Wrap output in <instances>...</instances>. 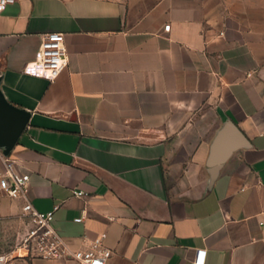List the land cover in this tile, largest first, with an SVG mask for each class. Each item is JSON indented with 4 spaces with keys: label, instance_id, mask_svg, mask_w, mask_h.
Wrapping results in <instances>:
<instances>
[{
    "label": "crops",
    "instance_id": "obj_1",
    "mask_svg": "<svg viewBox=\"0 0 264 264\" xmlns=\"http://www.w3.org/2000/svg\"><path fill=\"white\" fill-rule=\"evenodd\" d=\"M228 2L0 10V151L30 175L37 210L59 206L53 226L73 248L107 233V264H198L201 251L199 264H264L263 36ZM48 32L68 56L54 81L25 72ZM23 203L0 191L10 235Z\"/></svg>",
    "mask_w": 264,
    "mask_h": 264
},
{
    "label": "built area",
    "instance_id": "obj_2",
    "mask_svg": "<svg viewBox=\"0 0 264 264\" xmlns=\"http://www.w3.org/2000/svg\"><path fill=\"white\" fill-rule=\"evenodd\" d=\"M17 0H0V10ZM170 25L165 27L169 30ZM68 65L65 37L61 32L43 34L35 58L25 68L27 74L54 81ZM4 169L0 170V191L5 195L24 201L22 219L26 224L25 232L18 237V243L10 252H0V264H28L35 259L72 260L79 264H107L112 251L104 241L107 233L98 235L83 246L73 248L65 237L53 226L55 211L41 212L32 204L28 193L30 175L20 172L16 160L0 151ZM82 195V192H75ZM80 220V219H78ZM196 263H204L201 251Z\"/></svg>",
    "mask_w": 264,
    "mask_h": 264
},
{
    "label": "rangeland",
    "instance_id": "obj_3",
    "mask_svg": "<svg viewBox=\"0 0 264 264\" xmlns=\"http://www.w3.org/2000/svg\"><path fill=\"white\" fill-rule=\"evenodd\" d=\"M147 9L158 0H122ZM229 7L233 11L240 12L249 28H257L262 33L264 44V0H229ZM14 234L10 235L9 227L0 221V252H10L18 243L19 233H24L26 224L15 227ZM19 231V232H18Z\"/></svg>",
    "mask_w": 264,
    "mask_h": 264
},
{
    "label": "water",
    "instance_id": "obj_4",
    "mask_svg": "<svg viewBox=\"0 0 264 264\" xmlns=\"http://www.w3.org/2000/svg\"><path fill=\"white\" fill-rule=\"evenodd\" d=\"M229 128L221 133L219 138L217 139L213 154L211 157V164L218 168L227 158L231 149L227 147V138H228Z\"/></svg>",
    "mask_w": 264,
    "mask_h": 264
}]
</instances>
